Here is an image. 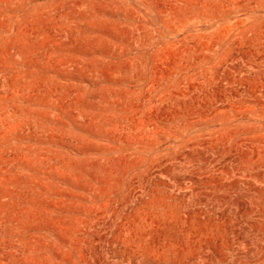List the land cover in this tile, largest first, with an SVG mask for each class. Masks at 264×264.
I'll list each match as a JSON object with an SVG mask.
<instances>
[{
	"label": "rangeland",
	"instance_id": "1",
	"mask_svg": "<svg viewBox=\"0 0 264 264\" xmlns=\"http://www.w3.org/2000/svg\"><path fill=\"white\" fill-rule=\"evenodd\" d=\"M0 264H264V0H0Z\"/></svg>",
	"mask_w": 264,
	"mask_h": 264
}]
</instances>
